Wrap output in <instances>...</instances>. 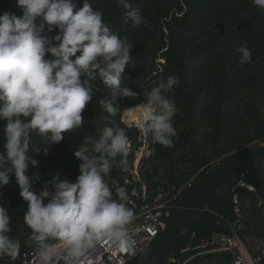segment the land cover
Listing matches in <instances>:
<instances>
[{
    "label": "trees",
    "instance_id": "16d2710c",
    "mask_svg": "<svg viewBox=\"0 0 264 264\" xmlns=\"http://www.w3.org/2000/svg\"><path fill=\"white\" fill-rule=\"evenodd\" d=\"M76 2L80 7L83 0ZM128 2L133 8L139 7L145 18V23L139 28L133 27L127 15L131 9L118 6V0H90L94 10L103 11L104 22L112 32L118 37H126L133 45L130 55L135 67H126L121 88H128L137 96L117 97L113 105L117 109L116 115L105 119L110 114L99 101L110 99V90L97 76L90 80L93 99L82 113L84 124L81 128L63 133L60 143H52L38 132H31L29 156L38 163L36 166L30 164L26 174L39 177L33 183V191L39 192L46 187L51 189L47 178L50 172L60 174L63 180L76 181L82 162L74 155V138L83 144L87 137L90 144L94 143L105 126L121 127L128 138H137L135 127L120 122L122 113L130 107L145 104L147 93L160 83L166 84L170 75L178 76L179 83L174 86V92L162 94L167 95L177 107L173 123L178 135L173 138V147L154 143L153 155L142 161V168L144 163L149 164L148 168H141L149 190L179 188L207 166L264 144V9L254 6L252 0ZM4 11L21 15L15 0H0V14ZM241 46L251 51L250 61L244 64L240 63L241 53L237 51ZM45 58L54 59L51 54H46ZM81 79L89 77L85 75ZM4 124L0 121V153L6 151L3 147ZM146 138L152 139L150 135ZM37 148L40 149L38 153L35 151ZM118 174L112 167L105 179ZM202 176L203 173L199 177ZM238 179H243L254 190L235 191L242 209L237 235L241 239H255L264 246V162L247 169L235 178ZM0 201L11 217L10 237L22 243L20 253L32 249L28 240L30 229L23 223L27 204L19 195L14 174L10 175V183L0 189ZM210 211L222 218L219 220ZM233 221L229 188L190 229L189 238L195 233L193 248L179 255L181 261L199 252L197 238L212 240L215 234H229V225ZM155 242L152 241L148 248ZM225 258L226 263L231 260L229 252ZM8 261V257L0 258V264ZM197 263L194 261L192 264Z\"/></svg>",
    "mask_w": 264,
    "mask_h": 264
},
{
    "label": "clouds",
    "instance_id": "9594fccd",
    "mask_svg": "<svg viewBox=\"0 0 264 264\" xmlns=\"http://www.w3.org/2000/svg\"><path fill=\"white\" fill-rule=\"evenodd\" d=\"M252 3L264 9V0ZM15 6L20 16L9 11L0 14V121L5 122L6 150L0 153V189L14 174L19 195L27 204L23 223L30 229L28 240L36 264H83L101 243L133 256L137 252L133 235L136 214L128 206L127 189L117 187L114 199L105 181L117 156L121 168L127 166L129 138L123 128L105 126L94 143L84 139L74 153L82 162L75 182L56 176L49 181L51 189L36 192L32 186L39 177L26 174L30 164L38 163L29 156L31 132L60 143L63 133L84 124L82 113L93 99L90 80L98 76L110 90L111 98L99 101L110 114L105 119L116 115L113 105L117 97L137 96L121 88L126 67H135L130 55L133 45L112 32L103 11L94 10L90 0H83L80 7L76 0H15ZM118 6L131 9L127 15L134 28L145 23L141 9L133 8L128 0H118ZM237 51L241 64L250 61L247 47ZM46 54L54 59H46ZM85 75L89 79L82 80ZM178 83V76H168L166 84L147 93L141 108V131L150 135L153 143L168 148L174 146L173 138L178 135L173 123L177 107L162 93L174 92ZM6 164L10 167L5 168ZM10 220L0 201V258L15 261L22 243L10 237Z\"/></svg>",
    "mask_w": 264,
    "mask_h": 264
},
{
    "label": "built area",
    "instance_id": "2783aa9c",
    "mask_svg": "<svg viewBox=\"0 0 264 264\" xmlns=\"http://www.w3.org/2000/svg\"><path fill=\"white\" fill-rule=\"evenodd\" d=\"M128 127H131V125ZM153 152L154 143L152 139L146 138V135L138 127L137 138H129L128 163L126 168H121L119 163L121 157L117 156L113 161V167L119 174L105 179L113 191L114 199L116 198L115 189L117 187H125L127 189L129 195L128 206L136 214L133 225V235L137 241L136 254L129 256L126 253L113 249L110 244L101 243L96 250L85 258L83 264H136L137 259L147 253L146 251H149L148 245L158 239L160 232L166 226V221L172 209L179 199L194 186L196 180L200 178L201 173L204 175L217 165L213 163L196 172L179 188L170 187L151 191L143 180L141 168L142 161L150 158ZM240 180H235L230 187L232 211L234 214V221L229 225L230 233L220 235L222 243L217 245L214 251L230 252L232 254L231 260L225 264H264V250L258 251L254 256H250L245 243L237 235L239 220L242 217V209L241 202L235 191L237 189L254 190L246 182L240 185ZM210 213L219 220L222 218L214 211ZM219 220L216 222L218 223ZM170 261L172 264L176 263L175 258L170 259ZM7 264H36L33 249L22 251L15 261L9 259Z\"/></svg>",
    "mask_w": 264,
    "mask_h": 264
},
{
    "label": "water",
    "instance_id": "95a60500",
    "mask_svg": "<svg viewBox=\"0 0 264 264\" xmlns=\"http://www.w3.org/2000/svg\"><path fill=\"white\" fill-rule=\"evenodd\" d=\"M262 162L264 146L253 147L225 159L197 179L175 204L165 228L146 257L136 264H169L170 259L179 256L194 223L232 186L237 176ZM213 243L221 244V236H214Z\"/></svg>",
    "mask_w": 264,
    "mask_h": 264
},
{
    "label": "rangeland",
    "instance_id": "374dc122",
    "mask_svg": "<svg viewBox=\"0 0 264 264\" xmlns=\"http://www.w3.org/2000/svg\"><path fill=\"white\" fill-rule=\"evenodd\" d=\"M143 105L144 104L142 103L140 105L133 106V107H130L128 109H131V108H134V107H140V108H142ZM128 109H126V110H128ZM125 111L122 113L120 122L123 123L126 126H130L131 125V127H135L136 130L138 131L139 122H140V116L142 114L141 113V109L135 110L134 111L135 113L133 114L132 118L126 117L125 116ZM73 140H74L75 151H77V150H79V148L83 144L81 143V141L78 138H74ZM262 146H264V144H258L256 147H262ZM148 167H149V164L148 163H144L142 169L148 168ZM56 176H58L60 179L63 180V178L61 177V175L58 174V173H56V172H50V174L48 175L47 178L49 179V181H51L53 179V177H56ZM49 186H50V188L52 187L50 184H49ZM241 240L245 243L246 249H247V251H248V253H249L250 256H254L258 251L264 250V246L262 245V243L259 242V241H257V240H255V239L246 237V238L241 239ZM197 241H199V243L201 245H203L204 243H206V242H204L205 241L204 238H197ZM206 246H208V245H205L204 244V246L202 247V249H205ZM146 252H148V251H146ZM146 254L147 253H145L142 256H140L137 259L136 263L139 262V261H141V260H143L146 257ZM179 260H182L181 257H179Z\"/></svg>",
    "mask_w": 264,
    "mask_h": 264
},
{
    "label": "crops",
    "instance_id": "0c3cea01",
    "mask_svg": "<svg viewBox=\"0 0 264 264\" xmlns=\"http://www.w3.org/2000/svg\"><path fill=\"white\" fill-rule=\"evenodd\" d=\"M216 235H220V234L213 235L212 240L204 238V240H205L204 242H206L204 244L210 245V247L208 249H202L204 244L201 245L199 243L198 248H201V249H199V252L188 256L183 261L179 260V256H177L175 258V260H176L175 264H185V262H187V264H192L194 261H198L197 264H225L226 263V261H225L226 260V258H225L226 252L214 251V249L217 248V245H219V244L213 243V238ZM194 237H195V233L191 234L190 238H188L186 245L184 246V248L181 249L180 254L184 253L188 250H191L193 248L192 246H193V242H194ZM230 256L232 257L231 253H230Z\"/></svg>",
    "mask_w": 264,
    "mask_h": 264
},
{
    "label": "bare ground",
    "instance_id": "6f19581e",
    "mask_svg": "<svg viewBox=\"0 0 264 264\" xmlns=\"http://www.w3.org/2000/svg\"><path fill=\"white\" fill-rule=\"evenodd\" d=\"M139 109H141V108L140 107H134V108L128 109L125 111V116L132 118L133 114L135 113L134 111L139 110Z\"/></svg>",
    "mask_w": 264,
    "mask_h": 264
}]
</instances>
